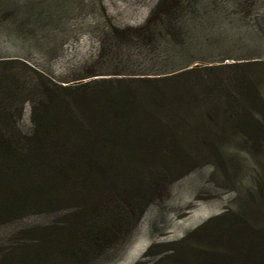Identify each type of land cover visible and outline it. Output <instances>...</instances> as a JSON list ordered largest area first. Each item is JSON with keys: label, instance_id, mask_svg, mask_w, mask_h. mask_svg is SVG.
<instances>
[{"label": "rangeland", "instance_id": "374dc122", "mask_svg": "<svg viewBox=\"0 0 264 264\" xmlns=\"http://www.w3.org/2000/svg\"><path fill=\"white\" fill-rule=\"evenodd\" d=\"M142 77L168 80L147 106L170 115L186 156L126 239L77 264L150 263L223 212L264 226V0H0V93L23 129L47 82ZM65 215L0 224L1 264Z\"/></svg>", "mask_w": 264, "mask_h": 264}, {"label": "trees", "instance_id": "16d2710c", "mask_svg": "<svg viewBox=\"0 0 264 264\" xmlns=\"http://www.w3.org/2000/svg\"><path fill=\"white\" fill-rule=\"evenodd\" d=\"M166 81L47 82L29 131L12 121L20 109L10 110L9 94L0 93V224L59 210L68 218L34 228L42 237L2 264H77L78 255H100L127 238L186 156L177 126L164 120L170 115L147 106L153 86ZM168 252L147 264H264V226L223 212Z\"/></svg>", "mask_w": 264, "mask_h": 264}]
</instances>
